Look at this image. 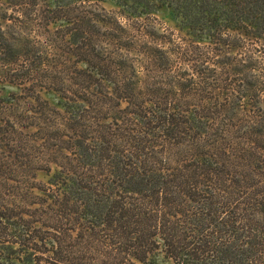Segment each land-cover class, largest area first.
I'll return each mask as SVG.
<instances>
[{
  "label": "trees",
  "instance_id": "16d2710c",
  "mask_svg": "<svg viewBox=\"0 0 264 264\" xmlns=\"http://www.w3.org/2000/svg\"><path fill=\"white\" fill-rule=\"evenodd\" d=\"M160 257L264 264V0H0V264Z\"/></svg>",
  "mask_w": 264,
  "mask_h": 264
},
{
  "label": "rangeland",
  "instance_id": "374dc122",
  "mask_svg": "<svg viewBox=\"0 0 264 264\" xmlns=\"http://www.w3.org/2000/svg\"><path fill=\"white\" fill-rule=\"evenodd\" d=\"M103 4L107 9L117 10V7L111 1H106ZM146 19L141 20V21H144V22H146V24L154 26L156 28L154 32H156L157 34L158 33L166 34V36L169 37L168 34L172 33L173 34L172 36H174L175 41H179V40L181 41V38L186 37L185 31L180 30V28L177 26L176 20L172 19L171 14L168 12V10L166 8L159 10L157 13L149 16L147 20ZM179 36H181V37H179ZM143 39L147 40L145 35L142 36V39L140 38V40H143ZM149 39H150V37H149ZM181 42H183V41H181ZM151 44L156 45V43H151ZM14 89H16V88H14ZM44 98H48L51 100V98H53V96L44 94ZM41 178H43V177L41 176ZM156 264H173V263L170 260H166V259L160 257L156 261Z\"/></svg>",
  "mask_w": 264,
  "mask_h": 264
}]
</instances>
